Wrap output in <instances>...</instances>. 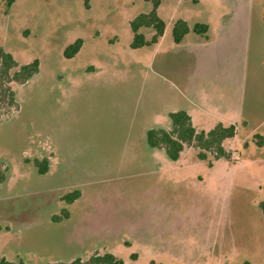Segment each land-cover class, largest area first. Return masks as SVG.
Segmentation results:
<instances>
[{
  "label": "rangeland",
  "instance_id": "obj_1",
  "mask_svg": "<svg viewBox=\"0 0 264 264\" xmlns=\"http://www.w3.org/2000/svg\"><path fill=\"white\" fill-rule=\"evenodd\" d=\"M151 8V0H0V45L18 64L39 62L23 82L0 79L1 256L264 264V136L258 145L252 133L264 134V121L235 128L223 143L229 157L211 166L193 145L170 160L146 140L147 129L170 128L192 64L183 47L193 38L173 41L178 18L208 29L253 9L241 77L233 37L219 60L241 79L242 103L264 119V0H160L166 32L132 48L130 21ZM77 38L81 48L65 57Z\"/></svg>",
  "mask_w": 264,
  "mask_h": 264
},
{
  "label": "crops",
  "instance_id": "obj_2",
  "mask_svg": "<svg viewBox=\"0 0 264 264\" xmlns=\"http://www.w3.org/2000/svg\"><path fill=\"white\" fill-rule=\"evenodd\" d=\"M238 12L242 16L240 20H234L230 16L229 19L221 22L219 27L210 25L204 33L189 30L180 42H175L177 46H181L184 40L193 38L190 43H184L183 47L191 55L192 64L183 83L179 84L178 95L182 100L179 101L181 104L170 111L185 110L196 129L209 130L220 122L224 125L234 124L237 134L240 127L251 126L252 129H255L257 123L260 124L264 121L263 113L257 112L255 107L245 106L244 102L242 103L241 79L233 80L232 71L219 60L221 51L223 48L225 49V45L229 44L231 37H233L239 48L237 65L240 69L239 78L241 77L242 69L247 60L245 53L249 43L253 9L246 8L244 10L241 8ZM184 20L190 28L198 22L195 21L190 25L186 19ZM166 30L167 25L165 23L163 34ZM222 46L224 47L222 48ZM229 65L230 63H228ZM252 133L253 135H261L258 132ZM261 136L263 138L264 134Z\"/></svg>",
  "mask_w": 264,
  "mask_h": 264
},
{
  "label": "trees",
  "instance_id": "obj_3",
  "mask_svg": "<svg viewBox=\"0 0 264 264\" xmlns=\"http://www.w3.org/2000/svg\"><path fill=\"white\" fill-rule=\"evenodd\" d=\"M13 0H7V4L11 5ZM152 8L148 13L137 15L130 21V28L133 33L130 46L139 48L144 45L157 43L158 39L163 35L165 22L157 14V7L160 0H151ZM152 27L154 33L150 39H146L144 34L139 30L140 27ZM192 30L197 33H204L207 30L205 23L196 22L190 28L184 19L178 18L172 26V37L174 42H180L183 36ZM82 39L77 38L69 43L63 50V54L67 58L73 57L81 48ZM38 59L31 62L18 64L12 54L0 45V79L16 80L23 82L33 76L38 70ZM12 72V73H11ZM170 128L152 127L146 131V140L151 148H163L167 158L177 160L181 151L187 145H193L197 148V157L199 160H206L207 165L211 166L213 160L218 158H228L229 152L225 149L223 143L226 139L235 135V125H224L220 122L216 123L211 129H196L192 123L189 114L183 110H175L168 112ZM259 138L258 145L261 144L262 136L255 135ZM209 154L212 158H209ZM46 171L45 165H39V172ZM79 191L73 192L66 196L67 202H72L78 197ZM259 207L264 215V199L260 201ZM132 258H135L133 253ZM0 264H25L23 260H9L0 255ZM52 264H126L125 261L111 253L94 252L85 259L77 257L72 261H58Z\"/></svg>",
  "mask_w": 264,
  "mask_h": 264
}]
</instances>
